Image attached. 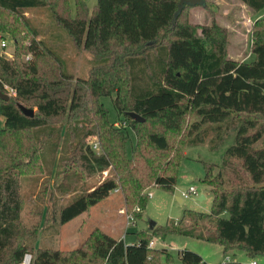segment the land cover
<instances>
[{"label":"trees","instance_id":"16d2710c","mask_svg":"<svg viewBox=\"0 0 264 264\" xmlns=\"http://www.w3.org/2000/svg\"><path fill=\"white\" fill-rule=\"evenodd\" d=\"M243 1L254 10L264 7V0ZM75 4L73 15L70 0H0V31L29 34L25 42H14L18 55L29 52L28 60L0 54V89L10 94L9 99L0 96V113L5 116L4 124L0 122V264H23L30 251L32 264H207L189 248L180 250L179 262L162 261L167 249L149 243L154 235L167 232L218 242L225 251L264 253V16L253 23V58L238 60L228 55L222 26L186 18L192 4L179 9L180 0H98L92 11L85 0ZM37 10L49 13L67 31L76 50L84 48L93 56L86 76L65 70L64 59L33 15ZM43 59L53 68L46 70ZM109 94H115L119 120H127L126 126L109 119L101 99ZM20 103L35 106V114H25ZM128 111L145 119H134ZM151 122L160 129L150 128ZM128 127L136 131L132 157ZM232 130L233 141L225 147L221 163L206 162L205 180L213 187L210 211L186 209L175 224L136 230L132 243L96 226L73 248L36 244L47 222L41 224V206L33 209L39 215L33 222L24 218V181L46 172L43 152L51 139L55 150L48 171L58 149L61 166L71 157L88 177L109 169L97 184L50 211L53 220L63 224L119 184L128 189L133 181L129 204L144 208L148 182L136 175L133 165L144 143L170 152L175 142L167 160L171 171L165 160L152 174L157 185L172 190L185 147L206 143L216 148ZM91 133L97 134L99 152L85 146ZM135 208L130 212L141 216L142 207Z\"/></svg>","mask_w":264,"mask_h":264},{"label":"rangeland","instance_id":"374dc122","mask_svg":"<svg viewBox=\"0 0 264 264\" xmlns=\"http://www.w3.org/2000/svg\"><path fill=\"white\" fill-rule=\"evenodd\" d=\"M85 1L90 11H92L98 0ZM70 2L72 14L75 15V0H70ZM205 3L206 5H192L185 14L186 18L196 24L210 25L213 22H217L226 30L228 55L238 60L252 59L254 56L252 52L254 37L252 27L255 20L264 16V7L260 10H254L243 0H205ZM33 15L43 28L49 43L64 59L65 70L73 72L76 76H86L87 71L94 63L93 56L84 48L79 51L76 50L67 31L55 24L49 13L46 14L42 10H37ZM0 36L5 37L8 41L6 47H2L0 43L1 55L11 59L19 56L22 60H28L29 52L21 51V54L18 55L16 52L18 47L14 42L15 38L25 42L29 38V34L25 31L15 34H11L8 31H0ZM41 62L45 65L46 70L53 68L50 60L43 59ZM114 97L115 94L101 96L102 101L108 108V116L112 122L119 120ZM33 107L35 110L37 109L35 106ZM66 117L62 119L63 122L66 121ZM190 117L193 118L194 116L191 115ZM4 121L5 116L0 113L1 124H4ZM149 126L152 129H160V126L155 122H151ZM40 131V129L36 130L37 136H39L38 133ZM128 132L130 135L127 143L128 157H132L134 155L132 149L136 144V131L128 127ZM234 132L232 130L229 137H227V141L216 148H211L206 143L187 145L182 151L183 156L177 182L172 190L162 185H157L153 180L152 174L159 171L154 166L163 163L165 160V168L171 171L172 163L167 164V160L173 155L175 142L170 152L159 150L150 144L144 143L137 151L133 165L136 175L141 180L148 182L143 191L147 194L150 191L153 192L149 196L146 206L143 208L140 204H129L131 202L130 199L133 197L134 181L129 184V190L119 184L118 187L111 190L107 197L63 224L54 221L50 211L66 204L75 194L97 184L108 176L109 169L103 172L98 171L88 177L89 175L85 172V169L82 168L80 170L76 167L71 157L69 158V163L64 161L61 166L62 156L61 151L58 149L55 153L51 171H48L50 165L48 161L52 160L55 150V140L54 138L51 139L43 152L46 172L37 178L24 181V192L27 198V205L23 214L24 218L29 222H33L39 216L33 212V209L41 206L43 208L42 216L40 217L42 220L41 224H44V220L47 222L46 229H41L36 244L56 248H73L78 246L96 226L116 237L123 238L124 235L125 241L132 243L137 240L136 230L141 228L146 231L150 230L149 223L151 219L157 222L156 225L165 226L177 223L186 209L210 211L213 202V187L205 180L206 162L221 163L224 149L229 142L233 141ZM63 137L61 140H63ZM26 138L23 135L22 140ZM171 138L175 140L176 135H171ZM97 139V134H89L86 137L85 146H93V143L98 141ZM259 144H262V142ZM94 149L99 152L101 150L100 143L98 148ZM75 160L79 164V159L75 158ZM219 168L220 165L215 167L214 172H217ZM31 169L37 170L36 166H32ZM191 185L196 187V192H192L185 197L183 191L187 190ZM202 194L205 197L199 199ZM179 197L183 198V200ZM138 205L142 207L141 216L137 215L134 222L131 220L128 222V212ZM151 240L155 241V247L167 249L166 253L161 254L160 258L162 261L172 259L175 262H179L180 250L189 248L200 253L207 264H252L254 260L257 261V264H264V253L252 255L245 249L225 251L223 245L218 242L177 232L154 235ZM227 256H230V259H227Z\"/></svg>","mask_w":264,"mask_h":264},{"label":"built area","instance_id":"2783aa9c","mask_svg":"<svg viewBox=\"0 0 264 264\" xmlns=\"http://www.w3.org/2000/svg\"><path fill=\"white\" fill-rule=\"evenodd\" d=\"M0 41H1L0 43H1V46L2 47H6L8 45V41H7V39L5 37L0 36ZM5 87L9 88V90H10V92L12 94H17V90L14 87H11L9 85H5ZM114 124L116 126H126L127 125V120H125V119L124 120H117V121L114 122ZM98 146H99V142L98 141H96V142L93 143V147L94 148H98ZM192 192H194V193L196 192V187L194 185H191L187 190H184L183 191V195L185 197H187ZM152 194H153V192L150 191L149 192V196H151ZM135 209L136 210H141V207L140 206H136ZM127 218H128V222L130 220L132 222H134L135 219H136V216H135L134 213L128 212ZM149 245L150 246H153L154 245V240H151L150 243H149ZM227 259H230V256H227ZM32 261H33V254L31 252H26L24 254V257H23V260H22L23 264H32ZM252 264H257V261L254 260L252 262Z\"/></svg>","mask_w":264,"mask_h":264},{"label":"water","instance_id":"95a60500","mask_svg":"<svg viewBox=\"0 0 264 264\" xmlns=\"http://www.w3.org/2000/svg\"><path fill=\"white\" fill-rule=\"evenodd\" d=\"M184 3H189V4H192V5H196V4H203L205 5V0H180V6H179V9H181L184 5ZM0 96L4 99H9L10 98V94L6 91H3L2 89H0ZM20 107L21 109L23 110V112L27 115H34L35 114V109L34 108H31V107H28L26 105H24L23 103H20ZM128 115H130L132 118L134 119H137V120H144L145 118L142 117L138 112L136 111H128ZM205 195L202 194L199 196V199H202L204 198ZM180 198V197H179ZM182 200V198H180ZM156 221L151 219L150 220V223H149V226L150 228H153L155 227L156 225Z\"/></svg>","mask_w":264,"mask_h":264},{"label":"crops","instance_id":"0c3cea01","mask_svg":"<svg viewBox=\"0 0 264 264\" xmlns=\"http://www.w3.org/2000/svg\"><path fill=\"white\" fill-rule=\"evenodd\" d=\"M181 198V197H180ZM182 200H183V198H182ZM123 238H124V235H123ZM125 239V238H124ZM154 245H155V241H154Z\"/></svg>","mask_w":264,"mask_h":264}]
</instances>
